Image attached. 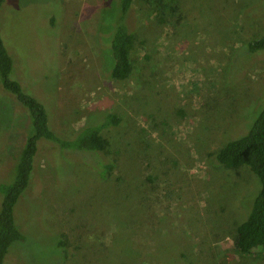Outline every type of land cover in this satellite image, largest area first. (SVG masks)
Here are the masks:
<instances>
[{"label":"rangeland","instance_id":"374dc122","mask_svg":"<svg viewBox=\"0 0 264 264\" xmlns=\"http://www.w3.org/2000/svg\"><path fill=\"white\" fill-rule=\"evenodd\" d=\"M119 16L120 0L0 6L10 77L62 137L118 117L88 157L38 142L14 207L27 239L3 264H264V248L235 245L259 180L213 157L264 105V50L245 44L264 33V0H134ZM120 23L134 36L132 69L115 79L105 68ZM30 131L28 109L0 83V182ZM97 160L114 163L102 179Z\"/></svg>","mask_w":264,"mask_h":264},{"label":"trees","instance_id":"16d2710c","mask_svg":"<svg viewBox=\"0 0 264 264\" xmlns=\"http://www.w3.org/2000/svg\"><path fill=\"white\" fill-rule=\"evenodd\" d=\"M4 0H0V6ZM134 0H120L119 19L122 21L130 10ZM134 36L127 24L120 23L111 37L112 65L106 64V74L110 78L123 79L132 69L131 50ZM250 52L264 50V33L245 43ZM107 57L104 60L106 62ZM13 58L6 48L0 34V83L24 105L31 118V131L20 150L13 168L12 179L0 182V264L9 247L16 242H25L26 235L18 227L14 207L28 189L34 170L39 143H50L59 151H75L79 157L98 153L106 140L102 138L101 129L118 121L115 114L107 113L99 123L86 124L70 137H62L53 125L50 113V124L44 105L34 96L25 93L18 80L10 77ZM244 132V133H243ZM234 133V132H233ZM242 135L238 136L239 134ZM42 139V140H41ZM41 140V141H39ZM39 142V143H38ZM214 160L226 168L237 169L248 167L259 180V189L248 206L245 221L237 229L235 245L243 252L264 248V105L257 112L246 131L232 134L215 153ZM82 159V158H81ZM99 178H104L114 168V163L99 162L94 166Z\"/></svg>","mask_w":264,"mask_h":264}]
</instances>
